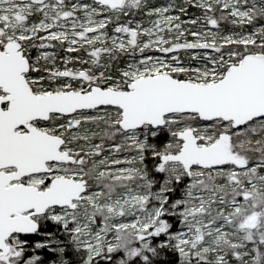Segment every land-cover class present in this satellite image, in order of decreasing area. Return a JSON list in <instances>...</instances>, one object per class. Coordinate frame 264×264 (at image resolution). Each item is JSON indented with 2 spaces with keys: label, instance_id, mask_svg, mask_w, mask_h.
<instances>
[{
  "label": "snow or ice",
  "instance_id": "6c2138e0",
  "mask_svg": "<svg viewBox=\"0 0 264 264\" xmlns=\"http://www.w3.org/2000/svg\"><path fill=\"white\" fill-rule=\"evenodd\" d=\"M0 264H264V0H0Z\"/></svg>",
  "mask_w": 264,
  "mask_h": 264
}]
</instances>
